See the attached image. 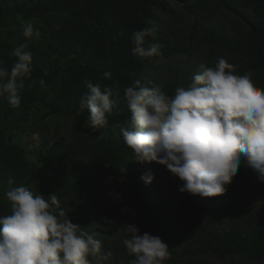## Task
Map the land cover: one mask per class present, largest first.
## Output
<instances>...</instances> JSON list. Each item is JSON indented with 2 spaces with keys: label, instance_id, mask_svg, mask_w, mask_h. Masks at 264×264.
Listing matches in <instances>:
<instances>
[{
  "label": "trees",
  "instance_id": "1",
  "mask_svg": "<svg viewBox=\"0 0 264 264\" xmlns=\"http://www.w3.org/2000/svg\"><path fill=\"white\" fill-rule=\"evenodd\" d=\"M186 1L181 0V3ZM191 3L198 12L197 17L205 18L213 5L242 22L243 26L235 35L194 24V39L206 43L212 54L227 56L240 76L253 72L252 82L264 91V0H192ZM185 10L191 12L190 8L185 7ZM18 13L27 18L45 17L43 24L51 34L42 32L40 37H53L55 50L53 57L41 61L32 57L31 78L17 79L18 84L22 80L24 85L19 89L18 108H11L7 95L0 94V188L8 191V181L12 180L11 187H25L34 196L42 195L46 200L54 193L66 218L101 242L102 254L114 250L130 264L135 257L128 255L123 244L127 238L125 228L132 225L128 207L130 196L146 217L138 235L147 233L160 238L163 231L154 204L144 200L137 183L142 164L134 161V154L125 144L119 126L125 125L131 115L124 89L137 81L149 87L143 83L145 72L164 48H159V54L148 59L134 56L132 33L151 29L152 35L146 37L144 46L160 45L155 22L158 17L172 19V14L164 0H28L18 11L0 4V27H4L9 17L17 25ZM13 35L17 32L13 31ZM39 41L40 38L26 51L34 52V45ZM171 46L173 53L174 45ZM12 53V48L1 51L0 45V68L8 69L9 73L17 62ZM104 72H110L111 78L104 79ZM86 81L99 84L102 91L112 88L114 92L110 97L113 111L108 116L109 123L96 131L86 126L89 110L80 108L81 98L89 94ZM5 82L6 79H0V84ZM176 87L177 77H174L161 90L172 98ZM36 104L42 108L32 113L38 117L34 124L48 117L69 120L79 115L78 122L70 124L67 137L61 136L59 125L49 133L51 143L45 154L46 174L35 171L31 161L10 142L14 130L28 120ZM106 164L110 167L106 168ZM121 167L125 169L123 173L119 171ZM247 172L257 183L237 194V201L264 189V183L256 174L251 169ZM186 196L190 202L192 195L186 193ZM117 198L120 200L113 212L111 200ZM8 214L10 207L0 195V218ZM239 221L240 231L216 233L210 236V246L199 251H209L220 258L245 257L252 264L264 262V211L243 210ZM115 233L119 234L118 245L111 250L106 238ZM170 256L174 263L182 264V255L170 252ZM89 264L102 262L89 257Z\"/></svg>",
  "mask_w": 264,
  "mask_h": 264
},
{
  "label": "clouds",
  "instance_id": "2",
  "mask_svg": "<svg viewBox=\"0 0 264 264\" xmlns=\"http://www.w3.org/2000/svg\"><path fill=\"white\" fill-rule=\"evenodd\" d=\"M34 34L38 39L40 33H34L31 24L24 26L22 35L26 41L32 40ZM150 35L151 29L132 33L134 56L148 59L159 54V44L144 46ZM28 47L26 42L14 48L12 54L17 62L10 73L0 68V79H6L0 84V94L7 95L13 109L20 105L19 89L24 86L17 79H30L33 71ZM234 72L235 66L223 58L213 68L201 65L190 85L178 88L172 98L159 86L145 87L139 81L126 87L124 94L131 115L119 127L134 161L165 166L182 182V194L202 198L224 195L241 166L251 169L264 183V91L256 89L253 72L243 76ZM111 76L110 72L103 73L104 79ZM85 83L89 94L81 98L80 108L89 110L86 126L96 131L109 123L114 92L112 88L102 91L99 84L91 81ZM119 171L123 173L125 169L121 167ZM141 179L147 185L153 177ZM12 183L8 181L5 194L10 214L0 218V264H89V257L107 264L112 259L111 252L101 253L100 241L66 218L54 193L46 200L25 187H11ZM125 231L123 244L128 255L135 257L130 264H164L171 259L168 246L159 237L147 233L140 236L133 225Z\"/></svg>",
  "mask_w": 264,
  "mask_h": 264
},
{
  "label": "rangeland",
  "instance_id": "3",
  "mask_svg": "<svg viewBox=\"0 0 264 264\" xmlns=\"http://www.w3.org/2000/svg\"><path fill=\"white\" fill-rule=\"evenodd\" d=\"M27 1L0 0V4L7 8L13 7L18 11L19 8L25 6ZM179 2L183 5L181 6ZM191 2L192 0H187L186 3H181V0H164L165 6L172 14V19L167 16L158 17L155 22L156 30L160 35V48H164V51L154 63L148 66L143 79L145 85L161 88L177 77L176 90L182 87L187 88L192 82V77L201 71V65L205 68H213L218 60L223 58L234 66L227 56L212 54L206 43L194 39V24L200 28L211 27L227 35H235L243 26L242 22L213 5L209 7L205 18H201L200 15L197 17L198 12ZM185 7L190 8L191 12H186ZM155 14L157 15L156 12ZM16 20L19 22L17 25L16 21L9 17L5 20L4 27H0L1 51L6 52L11 48L14 50L15 47L26 42L29 44L26 50H29L30 45L37 38L34 34L32 40L26 41L22 32L25 25L31 24L34 33L37 31L40 33V41L39 44L34 45L35 50L31 52L32 57L37 61L53 57L55 41L53 37H47L51 34V30L43 24L45 17L27 18L24 14L18 13ZM167 29L172 32V35ZM13 31L17 32L16 36L13 35ZM42 32L47 33L45 38L40 37ZM171 44L174 45L173 53L170 52ZM233 74L240 76L236 68ZM255 87L261 91L256 85ZM41 108L42 105H35L28 120L14 130V136L10 142L31 161L35 171L46 174L48 162L45 154L51 143L49 133L59 125V133L63 138L67 137L70 124L78 122L79 115L69 120L48 117L46 120L34 124L33 121H38V117L32 113ZM148 175H151L153 179L150 184L146 185L141 177ZM138 176L137 183L144 200L153 203L159 215L163 227L160 239L168 246L171 253L183 256L182 264H252L245 257L220 258L209 251H199L201 248L210 246V236H214L216 233L230 230L240 231L239 219L243 210L250 213L264 211V189L246 199L239 201L236 199L237 194H240L245 188H253L257 183L245 168H240L233 182L226 186L224 195L214 198L192 196L190 202L186 193L182 194L179 191V188L183 186L182 182L174 177L165 166L155 162H145L141 165ZM6 192L0 188V195L10 207V202L6 199ZM119 200L120 198L111 200L113 212ZM128 204L131 224L139 230L146 217L132 196L128 198ZM113 222L114 219H111V223ZM118 240V233L106 238L107 245L111 250L118 245ZM111 253L113 254L112 259L107 264H129L114 250ZM164 264L176 263H174V259H170ZM259 264H264V262Z\"/></svg>",
  "mask_w": 264,
  "mask_h": 264
}]
</instances>
